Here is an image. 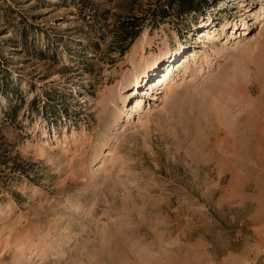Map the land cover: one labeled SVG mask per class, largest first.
I'll return each instance as SVG.
<instances>
[{
    "label": "rangeland",
    "instance_id": "rangeland-1",
    "mask_svg": "<svg viewBox=\"0 0 264 264\" xmlns=\"http://www.w3.org/2000/svg\"><path fill=\"white\" fill-rule=\"evenodd\" d=\"M153 3L0 0L31 24L0 35L18 90L0 93V264H264L248 220L264 190L247 181L262 155L228 168L214 153L239 90L261 103L264 0H212L185 30L146 22L128 45L122 27Z\"/></svg>",
    "mask_w": 264,
    "mask_h": 264
},
{
    "label": "trees",
    "instance_id": "trees-1",
    "mask_svg": "<svg viewBox=\"0 0 264 264\" xmlns=\"http://www.w3.org/2000/svg\"><path fill=\"white\" fill-rule=\"evenodd\" d=\"M212 0H154V3L149 6L145 11H143L142 16L135 17L129 20L125 26L122 27V37L123 41H128L130 45L134 39L141 32L142 26L148 22L150 27H156L161 22H164L167 18L168 20L175 22V28L177 31L185 30L189 27V22L191 18L202 15L208 5ZM15 13L13 9L3 10L0 13V35L8 34L6 37H2L1 41H11L21 42V40H26L30 34V23L23 24L22 21L15 18ZM173 18V19H171ZM176 21H175V20ZM141 22V23H140ZM8 75L5 73L0 76V93L6 97L9 104L12 101H16L18 96V90L16 87L9 86L7 80ZM23 100V97L21 101ZM35 99L32 103H35ZM43 108H46L45 103H43ZM19 107H17V110ZM6 115L11 114L9 108L4 111ZM4 139L0 135V142ZM6 162H3L5 164Z\"/></svg>",
    "mask_w": 264,
    "mask_h": 264
},
{
    "label": "bare ground",
    "instance_id": "bare-ground-1",
    "mask_svg": "<svg viewBox=\"0 0 264 264\" xmlns=\"http://www.w3.org/2000/svg\"><path fill=\"white\" fill-rule=\"evenodd\" d=\"M200 36L210 37L211 35L205 33V31H201ZM256 42H263L264 44V36H262V38H258ZM260 61L261 62L263 61L262 58ZM263 63L261 64L263 65L262 66L263 68H261L262 74L264 73ZM158 64L159 62L156 60L151 64V66L148 69L144 70V73L142 74L141 78L137 77L134 83V87H136L137 90L142 85L141 82L143 81V79L148 78L150 71H154L158 68ZM172 69L173 67L171 68V70ZM255 72H253L252 74L253 76L257 75L256 74L257 72L256 73ZM162 73L163 74L159 75L157 83L163 85L167 82L171 71L165 70ZM148 81L149 80H147L146 83ZM241 90L242 89L239 90L240 91L239 98L241 100V104L237 103L239 104V106L237 105L238 107L234 103L233 106L230 105L231 109H233V107L235 108V110L233 109L234 111L231 112V113H235L234 115H232L233 116L232 118L236 120V122L234 121L235 126L224 132L222 138L220 139L222 143L216 144L215 146L216 148L214 149L215 155H218L226 160V167L228 168L231 166L232 168H236V166L234 165L236 162H238L235 160V156L237 155V153L241 155H245L247 158H252L256 154H261L262 156H264V101L261 100V98L262 99L264 98L263 96L264 93H262L261 97L259 96L258 98L260 99L261 103L260 102L257 103L256 101L252 102L251 99H245L246 93L244 94V91L241 92ZM235 93L236 91L233 92L234 96H236ZM198 116H201V114H199Z\"/></svg>",
    "mask_w": 264,
    "mask_h": 264
},
{
    "label": "crops",
    "instance_id": "crops-1",
    "mask_svg": "<svg viewBox=\"0 0 264 264\" xmlns=\"http://www.w3.org/2000/svg\"><path fill=\"white\" fill-rule=\"evenodd\" d=\"M261 163H264V156L256 157V159L254 160V164L257 167L264 168V164ZM247 181L251 184L254 189L262 191L264 190V172L262 173L258 170L253 171V173H250V175H248ZM254 198V203L252 206V210L248 215V220L251 227L256 228L257 230H261L260 228L264 226V198H260L258 196ZM232 258L235 260L239 259L240 256L235 255Z\"/></svg>",
    "mask_w": 264,
    "mask_h": 264
}]
</instances>
